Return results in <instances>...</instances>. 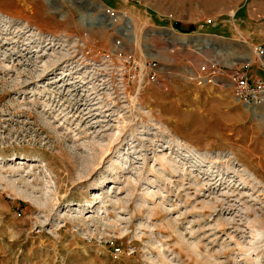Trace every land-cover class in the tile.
I'll use <instances>...</instances> for the list:
<instances>
[{"label": "rangeland", "instance_id": "374dc122", "mask_svg": "<svg viewBox=\"0 0 264 264\" xmlns=\"http://www.w3.org/2000/svg\"><path fill=\"white\" fill-rule=\"evenodd\" d=\"M258 44L264 0H0V264H264V113L185 133L158 93Z\"/></svg>", "mask_w": 264, "mask_h": 264}, {"label": "crops", "instance_id": "0c3cea01", "mask_svg": "<svg viewBox=\"0 0 264 264\" xmlns=\"http://www.w3.org/2000/svg\"><path fill=\"white\" fill-rule=\"evenodd\" d=\"M215 21L216 24H198L193 18L188 20V22L194 23L196 29L191 32L181 33L199 36L200 38H208L210 36L211 39L213 37L226 39L234 37L230 35L224 36L222 33L210 32L205 29V25H218L216 19ZM170 24L169 27L176 30L173 24ZM237 32L248 42L244 31L243 33L239 32V30ZM233 39L238 48L246 44L240 38ZM247 49L248 51L245 52V55L237 59L239 63L245 59L252 58V48L248 46ZM189 74L193 77L197 73L191 70ZM251 74L253 76H262L263 72L259 70L257 65V67L253 66ZM159 88L160 92L158 93L162 97L163 107H168L169 110L165 116L178 131L185 133H189L188 130L192 126H194L193 129L195 131H198V127L212 126L214 133L219 135L220 132L226 131L227 140H233L237 132L236 127L248 121L251 112L264 113V105L248 107L237 100L227 80H216L215 82L204 84H199L197 80H162Z\"/></svg>", "mask_w": 264, "mask_h": 264}, {"label": "built area", "instance_id": "2783aa9c", "mask_svg": "<svg viewBox=\"0 0 264 264\" xmlns=\"http://www.w3.org/2000/svg\"><path fill=\"white\" fill-rule=\"evenodd\" d=\"M107 11L110 12L111 9L108 8ZM206 22L216 24L212 18L207 19ZM255 64L264 73V44L252 47L251 59L235 63L229 67L212 59L202 65L200 71L192 79L197 80L199 84L227 80L237 100L248 107L262 106L264 105V76L251 74ZM158 68V63L155 60L145 61L144 69L150 73V81H157L155 79L158 75ZM119 249L116 248V251L119 252Z\"/></svg>", "mask_w": 264, "mask_h": 264}, {"label": "trees", "instance_id": "16d2710c", "mask_svg": "<svg viewBox=\"0 0 264 264\" xmlns=\"http://www.w3.org/2000/svg\"><path fill=\"white\" fill-rule=\"evenodd\" d=\"M181 26L182 25L179 24V23L174 24V28L179 30V31H181V32H191V31H193L195 29V26H191V27L189 26V28H187V29H185L184 27H181ZM262 76H264V73H263Z\"/></svg>", "mask_w": 264, "mask_h": 264}, {"label": "water", "instance_id": "95a60500", "mask_svg": "<svg viewBox=\"0 0 264 264\" xmlns=\"http://www.w3.org/2000/svg\"><path fill=\"white\" fill-rule=\"evenodd\" d=\"M128 27H129V24H128ZM247 60H249V59H247ZM247 60H244V61H247Z\"/></svg>", "mask_w": 264, "mask_h": 264}, {"label": "bare ground", "instance_id": "6f19581e", "mask_svg": "<svg viewBox=\"0 0 264 264\" xmlns=\"http://www.w3.org/2000/svg\"><path fill=\"white\" fill-rule=\"evenodd\" d=\"M247 60V59H246Z\"/></svg>", "mask_w": 264, "mask_h": 264}]
</instances>
